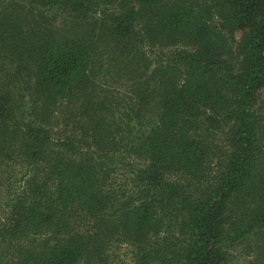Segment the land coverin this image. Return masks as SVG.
<instances>
[{
    "label": "trees",
    "instance_id": "1",
    "mask_svg": "<svg viewBox=\"0 0 264 264\" xmlns=\"http://www.w3.org/2000/svg\"><path fill=\"white\" fill-rule=\"evenodd\" d=\"M263 88L264 0H0V264H264Z\"/></svg>",
    "mask_w": 264,
    "mask_h": 264
},
{
    "label": "rangeland",
    "instance_id": "2",
    "mask_svg": "<svg viewBox=\"0 0 264 264\" xmlns=\"http://www.w3.org/2000/svg\"><path fill=\"white\" fill-rule=\"evenodd\" d=\"M206 1H209L210 3V0H206ZM219 20L220 19L217 15H213V18L211 19V23L214 25L216 30L221 29V22H219ZM223 33L225 34V31ZM243 33H245V30L236 32L233 35L235 39L234 43H237L242 38ZM253 109L256 113V116L259 117V119L262 118L264 120V88L258 90V92L256 93V97L254 99V104H253ZM200 133H201L200 135H202L205 138H208L209 140L210 139L221 140V135L218 134V132L214 129L205 128L203 126ZM218 151L220 152L221 149H219ZM207 170L210 173V175H212V179H213L214 176L216 175L215 173L217 172V167L213 163H210L207 166ZM232 256L234 259L233 262H237L238 264H244L246 255L240 248L237 247V249L234 251V254ZM107 258L108 259H107L106 264H130L131 262L132 264H140V262L138 261L142 258V253L139 252L137 249L132 248L131 246L120 244V245L115 246L112 249V251L108 254ZM160 262L162 261H159V260L154 261L155 264H160Z\"/></svg>",
    "mask_w": 264,
    "mask_h": 264
}]
</instances>
